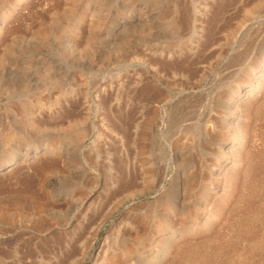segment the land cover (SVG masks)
Returning a JSON list of instances; mask_svg holds the SVG:
<instances>
[{"label":"rangeland","instance_id":"374dc122","mask_svg":"<svg viewBox=\"0 0 264 264\" xmlns=\"http://www.w3.org/2000/svg\"><path fill=\"white\" fill-rule=\"evenodd\" d=\"M259 1L0 0V264H170L217 233L264 264L220 144Z\"/></svg>","mask_w":264,"mask_h":264},{"label":"bare ground","instance_id":"6f19581e","mask_svg":"<svg viewBox=\"0 0 264 264\" xmlns=\"http://www.w3.org/2000/svg\"><path fill=\"white\" fill-rule=\"evenodd\" d=\"M262 2L259 3L260 5L259 11L256 13V15H254V17H256L257 15L261 16L264 14V4H263L264 2L263 3ZM251 18L254 19L253 17ZM247 31L249 33V30ZM263 31H264V21L259 20L257 21V24L252 30L253 33L251 35L249 34L250 44H255L254 49H253V58H252L253 64L251 63L249 67L251 70H253V72L250 73L252 74L250 76L251 83L248 89L245 88V86H243L242 84L241 87L237 88V90H234L230 93V98H228L229 99L228 103L230 102L233 106L228 107V109L226 110L227 112H225L226 114L224 116V120H225L224 122H225V126L228 129H230L232 133H235L234 134L235 137L231 141H228V142L222 141L220 143L222 145L221 154L224 156H229V154L239 156L240 158H237L235 160V164H238L239 166L244 165L245 170H246L244 172H247L250 178L249 181H247L249 182V184L247 183V185L249 186L250 191L246 194L244 193L245 192L244 190H241L244 192L240 193L239 195L237 194L238 197L236 198V204L239 207L238 209L241 211L240 217L239 219H237L238 221L236 224L238 225V231L242 234L243 232H247L250 235V239H255L256 243L258 242V244L261 243L262 245H264V212L262 210V206L264 205V41H263L264 37H263ZM259 41H261L262 44L259 43V45L260 44L261 45L256 46V43H258ZM242 48L240 49L243 50ZM238 54H240V51L238 52ZM231 88H232V85H231ZM250 99L252 100L255 99L254 101H257V102L254 103V105L252 104L247 105L248 106L247 107L245 104L247 100H250ZM249 103H252V102H249ZM245 106L247 108H245ZM244 148L247 150L245 152V155L242 157L241 154L243 153V150H245ZM37 152L38 151H36L35 154H37ZM2 164L4 165V163ZM247 164H248V167H246ZM223 166H224L223 163L219 164L216 170V173L220 174ZM2 167L3 166L0 165V168ZM175 194L177 195L176 197L178 198L179 197L178 192ZM247 200L249 202V205L245 206L244 204H245V201L247 202ZM256 200L258 202H262V205L259 203V206H257ZM89 201H90V197L87 198L86 202H89ZM91 203H88V204L90 205ZM168 210L175 211V207L172 206L171 204L168 206ZM250 224H258V225L253 226ZM220 239H221V235L217 233L216 235L210 236L201 241L195 238L192 240H187L183 244L178 245L177 247H174V255L170 260V264H218L216 261L217 260L216 254L218 252H220V255H224L225 257L223 264H225L228 260H230L231 263H234L236 261L233 258L235 257V254H230L229 253L230 251H227L225 255L224 251L226 252L225 248L227 246L224 244V242L220 243L221 241ZM233 243L234 242H232L231 244ZM234 245L237 251L239 248H241L238 244L234 243ZM167 251H165L164 254L167 253ZM128 253L129 251L127 252V254L125 253L126 258L129 255ZM237 254L241 257V260L245 263L246 262L244 260L245 257L241 256L239 252H237ZM127 264H134V263L133 261L130 260V262H128Z\"/></svg>","mask_w":264,"mask_h":264}]
</instances>
